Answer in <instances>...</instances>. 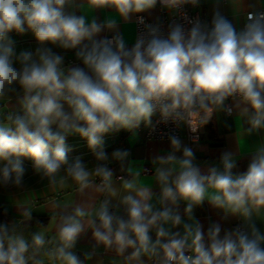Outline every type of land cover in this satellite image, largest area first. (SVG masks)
<instances>
[{
  "label": "clouds",
  "instance_id": "obj_1",
  "mask_svg": "<svg viewBox=\"0 0 264 264\" xmlns=\"http://www.w3.org/2000/svg\"><path fill=\"white\" fill-rule=\"evenodd\" d=\"M200 4L0 0V104L16 101L15 109L0 113V188L24 189L29 159L53 189L70 178L79 193L93 190L102 197L60 215L53 237L42 231L26 235L22 224L32 219L33 208L16 205L20 219L0 223V264H84L74 248L89 231L94 250L103 246L121 264H264V231L257 226L264 221V141L250 152L247 170L234 173L237 152L225 150L218 165L202 169L194 148L170 134V150L153 158L158 194L140 182L141 169L130 167V150L109 156L105 149V135L136 134L141 125L154 129V117L157 124L198 134L214 115L235 112L247 124L242 135L264 133V11H247L237 29L218 8L210 24L188 20L184 6ZM158 5L190 27L174 21L162 30L159 23H146L142 14ZM106 9L115 16L88 18ZM134 17L143 30L129 46L119 22ZM13 32H30L39 46L17 53ZM46 45L73 51L83 67L66 64ZM70 135L86 140L94 167L69 157ZM111 162L129 178L116 177ZM205 202L221 221L240 223L224 228L210 221L205 229L195 216ZM59 207L53 202L52 208Z\"/></svg>",
  "mask_w": 264,
  "mask_h": 264
},
{
  "label": "crops",
  "instance_id": "obj_2",
  "mask_svg": "<svg viewBox=\"0 0 264 264\" xmlns=\"http://www.w3.org/2000/svg\"><path fill=\"white\" fill-rule=\"evenodd\" d=\"M201 0L198 7L193 8L203 17L212 18L214 9L218 10L226 16L237 29L244 26L245 13L249 10H256L264 7V0H243V6L240 0ZM252 6V7H250ZM160 7L152 10L150 13H145L148 18L155 19L160 14ZM81 12L77 11V15ZM110 16H115V12L111 9L96 10L89 13L88 18L95 17L98 21H103ZM119 30L123 33L129 46L135 40V17L132 22L125 24L119 22ZM110 36L112 33H102ZM9 38L14 42L16 52L23 50L34 51L39 45L32 34L25 33L23 35L15 32L10 33ZM54 52L65 56L66 64H80L75 60L73 51H64L52 45ZM83 67L82 64H80ZM16 107V101L13 99L11 103L0 104V113L6 114L9 110ZM247 127L246 122L238 117L237 113L231 116L225 113H218L213 116L212 120L203 126L201 137L195 142L187 139L185 129H182L179 136L184 144L194 148L196 154V163L202 168H206L211 164H219L220 154L225 150L237 152L239 155L238 167L234 173H242L247 170V165L251 159L250 152L264 141V133L254 134L252 136L242 135L243 128ZM105 149L111 155L115 149H128L131 152L130 167L142 170L140 182L145 185H151L154 193H159V188L154 180V161L153 158L157 155H166L170 150V145L167 139H154L143 136L140 132L133 134L121 130L118 133H110L105 135ZM218 142V143H214ZM66 143L71 148L69 153L70 158L80 156L82 161L89 166L94 167L97 163L94 155L89 150L86 140L78 135H70L66 139ZM181 155V153H177ZM149 167L150 171H145V167ZM24 167L26 173L24 176V189L15 188H0V204L6 206L10 211L18 215L4 223H13L20 219V209L16 205H29L33 208L32 219L22 224L25 234L36 231H42L47 237L55 235L56 223L60 215L71 211V207L78 203L89 202L93 203L102 198L100 194L93 190H89L86 194H81L77 191V184L75 181L66 179L64 185L61 187L57 185L53 189L47 180H41L40 177L34 173L32 161L24 160ZM109 167L114 169L116 177L129 178L128 172L120 168L117 162H111ZM117 183H120L117 180ZM53 202L61 205L59 208H52ZM183 207V205H182ZM48 215V217H46ZM196 218L205 226H208L210 221H220L224 228L235 227L240 221L237 218H229L227 221H221V214L213 209L210 205L205 204L195 210ZM257 226L264 231V221H257ZM95 241L91 238V232L82 236L78 241L74 252L84 261V264H121L119 257L114 252L106 251L103 246H99L94 250ZM92 253L90 259H86V254Z\"/></svg>",
  "mask_w": 264,
  "mask_h": 264
},
{
  "label": "built area",
  "instance_id": "obj_3",
  "mask_svg": "<svg viewBox=\"0 0 264 264\" xmlns=\"http://www.w3.org/2000/svg\"><path fill=\"white\" fill-rule=\"evenodd\" d=\"M182 11L187 13L188 20L199 19L201 22L208 23V24L211 23L212 18H207V17L201 16L197 12L193 11L192 6L185 5ZM256 11H264V7L256 9ZM142 15L144 16L146 23H151V24L159 23L162 27V30H166L168 25L174 21L179 22V23H183V24H185L186 27H190L188 20H184L179 16L170 14L167 10L161 9L159 16L155 19L148 18L144 14H142ZM142 30H143V25H138L135 22V38ZM157 120H158V117L153 118V124L155 125L154 129L141 125L140 129L137 131L140 132L143 136L148 137V138L167 139L168 135H170V134H175V135L180 136L182 129L184 128L185 133H186V137L189 141L194 142V137H196L197 135H198V140L201 137V132H202L203 127L200 129L198 134H194V133H191L190 130L186 126L176 127L172 123H168L166 125L165 124H157L156 123ZM144 169H145V171H150V168L147 166Z\"/></svg>",
  "mask_w": 264,
  "mask_h": 264
},
{
  "label": "trees",
  "instance_id": "obj_4",
  "mask_svg": "<svg viewBox=\"0 0 264 264\" xmlns=\"http://www.w3.org/2000/svg\"><path fill=\"white\" fill-rule=\"evenodd\" d=\"M14 217H18V215L13 214L9 208L0 204V223H4L13 219ZM48 217V215H46Z\"/></svg>",
  "mask_w": 264,
  "mask_h": 264
},
{
  "label": "water",
  "instance_id": "obj_5",
  "mask_svg": "<svg viewBox=\"0 0 264 264\" xmlns=\"http://www.w3.org/2000/svg\"><path fill=\"white\" fill-rule=\"evenodd\" d=\"M214 143H218V142H214Z\"/></svg>",
  "mask_w": 264,
  "mask_h": 264
}]
</instances>
